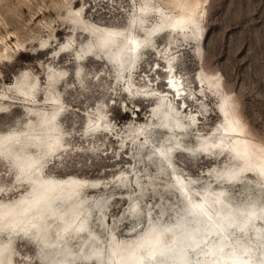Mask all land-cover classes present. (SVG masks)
Here are the masks:
<instances>
[{"label": "rangeland", "instance_id": "rangeland-1", "mask_svg": "<svg viewBox=\"0 0 264 264\" xmlns=\"http://www.w3.org/2000/svg\"><path fill=\"white\" fill-rule=\"evenodd\" d=\"M128 35L141 43L137 52L130 49ZM168 70L183 81L186 112L180 109L184 101L168 91ZM58 107L63 110L52 118ZM165 116L179 118L182 136H173L177 126L163 124ZM231 116L239 119L245 138L264 148V0H0V154L8 157L0 158V201L28 191L23 181L15 187L9 157L21 151L37 157V143L44 144L45 176L102 182L103 189L85 188L82 194L105 199V208L90 209L81 222L82 230L99 236L100 260L108 254L111 228L119 239L130 240L147 218L158 219L160 209L167 224L178 216L182 201L157 147L199 189L224 187L236 204L264 202V185L255 173L238 183V173L227 182L220 178L241 164L230 152L234 138L222 134ZM54 125L59 134L51 142L47 131ZM197 138L223 140L231 148L207 145L210 154H200ZM177 141L186 152H168L174 144L179 147ZM53 146L61 149L50 152ZM257 161L256 156L249 160L252 169L259 168ZM19 166L25 173L31 169L25 161ZM135 177L141 192L135 191ZM148 179L157 190L149 189ZM134 198L139 222L128 217ZM104 212L106 230L99 225ZM49 219L24 231L40 228L48 236L39 241L51 243L68 226L48 224ZM20 229L8 230L14 236ZM0 239L7 241L4 235ZM95 240L67 234L65 249L71 253L66 252L83 254L85 247L92 252ZM164 240L169 241L165 233ZM12 244V264H46L47 256L42 258L28 239L18 235ZM55 254L63 260L62 251Z\"/></svg>", "mask_w": 264, "mask_h": 264}, {"label": "bare ground", "instance_id": "bare-ground-1", "mask_svg": "<svg viewBox=\"0 0 264 264\" xmlns=\"http://www.w3.org/2000/svg\"><path fill=\"white\" fill-rule=\"evenodd\" d=\"M128 37L129 40L127 43L130 44V49L137 52L141 47V43L133 35H128ZM134 59L137 62L138 56L136 55ZM167 74L168 91L174 95L175 99L178 98V100L184 101L180 109L186 112L187 105L185 98L187 95L185 94L188 93L183 86V81L178 80L177 76L172 71L168 70ZM26 94L28 95V93L24 92V95ZM23 97L25 100H29L28 97ZM61 110H63L62 107H58L57 112L52 115V118L61 112ZM165 118L168 126L171 127L169 121H173V124L177 126L174 130L176 132V134L173 135L174 137L179 138L184 134V131L180 130V128L182 129L184 126L181 125L177 116H173V120L168 119L166 116ZM238 122L239 119L236 116L229 117L228 126L224 127V133L222 134L234 138V142L231 146L233 149L230 152L241 164L239 167H232L219 174L220 176L226 175L229 178L233 174L238 173L239 178L237 177V181L234 182L238 183L241 177H245L249 173H255L260 177L264 185V148L259 147L245 138L242 128L237 124ZM57 130V125L48 129L47 134L50 133V135H52L51 142L58 139L59 133H57ZM98 130L99 129L95 127L94 131ZM164 130L167 134H171V131L167 130V128H164ZM177 144L179 146L178 148L175 144L168 147V152L173 154L177 152H186L184 149H180L184 146L182 143L178 142ZM207 145L221 148L222 150H229V148H231L229 147L230 145L225 144L223 140L213 142L210 139L200 138L197 140L196 144L198 148H202L200 154H210ZM223 145H226L225 147L228 148H223ZM43 146L45 145L37 143V151L39 152L37 157H34L32 154H27L24 151L9 157V161L11 162L9 163L10 167L17 176L14 179L15 187H19L17 185L23 181L27 184L28 191L14 200L0 201V222L2 225H0V235L7 237V241L0 239V264H12V253L14 249L12 241L14 243L18 235L31 241L37 247L42 258H46L47 256V259H45L47 260L45 261L46 264H63L62 261L64 259H56L58 256L55 254L57 253L58 255L59 251H61L60 249L57 251L49 250L47 252L40 248V238H46L48 234H44L40 228L33 231V234L24 231V228L36 227L45 219L48 220V217L51 219L47 222L48 224L55 221L54 223L58 224V226L60 225L61 228L64 226L73 227L75 229V232H73L74 235L87 238L95 237L96 240L94 242H96V245L93 244L89 249L98 254V257L103 253L100 248L102 244L101 240H99L100 238H98L99 236H95L96 233H91L89 230H82L84 224L81 223L84 217L90 212V209L99 208L101 211L105 208V199H90L82 194L85 188L93 190L103 189L104 187L101 185L102 182L74 181L68 178L57 179L51 176H45L44 171L46 169V164L40 161V153L43 151ZM236 146H240L241 150ZM60 149L61 148L58 146H53L50 148V152L53 151V153H56V151ZM157 149L159 151L158 153H160L158 157L162 159L163 163H165L164 160L167 161V164L162 166L169 169V180L173 182L174 188L176 189V191H174L182 201L176 219L169 224L163 222L162 220L165 217V212L159 208L160 216L158 219L152 217L147 218L145 227L138 232V234L134 235L132 239L130 238V240L119 239L112 226L113 228H109L110 230L107 232L108 254L106 256L104 255V257L101 255L102 260L96 257V259L91 260H78L73 264H91L93 261L96 262V264H124L126 261H129L130 258L134 259L126 264H150L151 262H153L152 264H264V217L258 218L259 215H262L264 212V202L261 203L257 199H254L236 204L231 201L228 195V199L220 201V197H223L226 193L224 187L217 189L212 187L211 189L207 184L201 186L199 189L196 184V186L193 185V178L185 177L172 168L174 165L168 161L169 153H167L168 155L164 154L161 147H157ZM256 149H258V152L255 154L254 151H256ZM189 154L192 155L191 153ZM6 156L7 155L0 154V158L2 159H8ZM253 156L258 158V163H255L259 166L258 169H252L250 167L251 164L249 160H251ZM24 161L28 163V166H31V169L26 173L19 166V164L24 163ZM168 164L172 166L170 167ZM247 165H249V168H246ZM157 170L159 172L158 176L165 179L163 176L165 174L162 172L161 168L158 167ZM137 178L135 177L134 181L136 184V186H134L135 191L138 192L139 190L141 192L142 189ZM148 180L149 181L146 182L150 183L151 186L149 189L154 191L157 190V188L155 189V184L150 182L151 179ZM119 181L120 179H118L117 182L121 186L122 184H120ZM211 182L215 183L217 181L213 178ZM87 183H91V186H87ZM163 185L166 191V187H168L169 184ZM187 186H190V189H188ZM183 189L186 190L185 194H183ZM193 191H195L198 196H193ZM66 193L75 194V197L69 200V196ZM94 200H96L95 203ZM129 202L130 204L127 211L131 208L132 211L138 208V202L135 198ZM138 211L139 212L134 213L130 210V215L128 217L139 222V208ZM106 214L107 212L103 213V221L99 224L104 230L107 228L105 227L104 217ZM55 218H58V220H54ZM182 222L184 225L183 234L182 229H178ZM41 226L44 228V225ZM13 228L22 229H20L21 231L18 230L20 232H16V234L12 236V231L8 229L12 230ZM164 233L169 237L168 242L164 240ZM238 235L244 240H240ZM49 239L48 241H50ZM43 240L45 239L43 238ZM52 242L55 241L53 240ZM177 246L181 247L178 253L170 255L165 253L166 251H172V249ZM193 246L196 247V249L190 248ZM81 249H83V247ZM139 249H141V251L138 252ZM67 251L69 250L67 249ZM150 257L155 258L153 260V258ZM170 257L173 258L171 259ZM104 259H106L105 263Z\"/></svg>", "mask_w": 264, "mask_h": 264}, {"label": "water", "instance_id": "water-1", "mask_svg": "<svg viewBox=\"0 0 264 264\" xmlns=\"http://www.w3.org/2000/svg\"><path fill=\"white\" fill-rule=\"evenodd\" d=\"M105 43L101 42L100 43V48L102 49V46H104ZM104 50V49H103ZM134 54V53H133ZM111 59H113L112 57H110ZM136 110V109H135ZM138 111H136L135 114H137ZM162 120V119H161ZM163 124L167 125V121H165V119L162 120ZM158 155L160 156V153H158ZM164 164H167V161L164 160ZM169 165V164H168ZM170 166V165H169ZM171 167V166H170ZM165 168V167H163ZM164 170V169H163ZM221 179H223L224 182H227L228 180V177L226 175H222V177H220ZM226 179V180H225ZM234 180V179H233ZM188 189H190V186H187ZM186 193V190L183 189V194ZM227 195H229L228 192L225 193V195H223V197H220L221 199H219L220 201H224L226 199H228ZM139 208V207H138ZM138 208H136L134 211H132V208H131V212H134V213H137L139 212L138 211ZM195 212V211H194ZM193 216V215H192ZM199 216V215H197ZM264 217V212L262 213V215H259L258 218H263ZM200 218V217H199ZM210 224V223H209ZM183 222L179 225V228L178 229H182V234H183ZM74 228L73 227H68V228H65V229H61L60 230V236L57 240H55V242H51V243H45V242H40V245L44 248L45 251H49V250H59L61 249V251L63 252V256H64V260L62 261L63 264H73L75 261H78V260H88V259H96V257H98V254L94 253V252H89L88 248L85 247V251L83 253V255H80L82 253H80L81 251L79 252H75L73 253V256L69 253L66 252V250L64 249L65 248V243H66V236L67 234H70V233H73L74 232ZM73 231V232H72ZM95 238L94 237H90V241H87V243H92V241L94 240ZM88 245L90 244H87V247H89ZM179 246L177 247H174V249H172V251H166L165 253L167 255H170V254H176L178 253L179 250ZM191 249L194 248L196 249V247H190ZM182 250H183V247H182ZM141 251V249L138 250V252ZM79 254V255H78ZM165 254V255H166ZM156 256V255H155ZM162 256V255H161ZM150 258H154L155 257H150ZM171 258V257H170ZM173 258V257H172ZM171 258V259H172ZM134 258H130L129 261H126L124 264L128 263V262H131L130 260H133ZM170 259V260H171ZM121 264V263H120ZM183 264V263H182Z\"/></svg>", "mask_w": 264, "mask_h": 264}]
</instances>
